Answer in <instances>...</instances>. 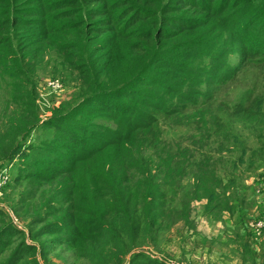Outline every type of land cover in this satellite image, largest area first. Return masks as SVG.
<instances>
[{
    "label": "trees",
    "instance_id": "obj_1",
    "mask_svg": "<svg viewBox=\"0 0 264 264\" xmlns=\"http://www.w3.org/2000/svg\"><path fill=\"white\" fill-rule=\"evenodd\" d=\"M260 21L264 0H0V165L19 159V181L53 180L29 241L22 234L9 248L3 236L18 231L12 222L0 229V254L9 248L0 264H41L59 244L87 264H159L139 248L153 245L164 222L192 225L196 202L203 217L219 216L214 223L233 215L246 186L218 165L221 151L239 150L236 171L245 146L202 108L218 86L259 61L264 50L249 42L264 45V31L253 33ZM48 74L71 83V104L41 123L54 139L35 143L28 137L40 120L37 84ZM189 106L199 110L189 115ZM221 110L264 126L262 97ZM192 117L198 130L187 143L163 137L162 122ZM220 135L209 147L221 150H209ZM34 154H46L42 166L22 170ZM0 216L8 214L0 208Z\"/></svg>",
    "mask_w": 264,
    "mask_h": 264
},
{
    "label": "rangeland",
    "instance_id": "obj_2",
    "mask_svg": "<svg viewBox=\"0 0 264 264\" xmlns=\"http://www.w3.org/2000/svg\"><path fill=\"white\" fill-rule=\"evenodd\" d=\"M264 22L260 21L254 25L253 33L260 35L264 31ZM262 42V41H261ZM250 45L253 48L264 50V45H261L258 40H250ZM259 61H249L248 65L239 72L235 78L226 82L223 85L217 87L214 93V102L211 105L204 106L203 112L210 116V113L215 114L219 117L220 121L225 124H229L238 139L242 142L241 147L245 146V153L242 155L244 162L238 164L235 171V167L232 168L231 162L237 160L240 151H221L223 155V163L219 164L218 172L222 174L223 170L226 173L235 172L238 174L236 181L240 186H246L244 188L242 196L244 200L239 199L237 203L238 207L234 210L233 215H229L228 212L223 213V223H228V231H236L238 227V218H241L239 213L240 207L249 209H256V212L250 213V216H258L264 208V194L256 195L259 202L257 206H254V201L251 198V189L254 186L256 189L259 188V179L264 175V126L248 125L237 122L231 117L226 116L224 110L225 106L231 105L232 103L241 101L243 104H247L254 97H262V105L264 106V53H262ZM236 58L230 56V61H234ZM207 62V60H200L198 64L201 65ZM47 82V83H46ZM50 83H53L52 85ZM38 96L36 98V104L39 111V123L35 130L32 132L30 137L31 141L35 143L49 142L55 137V130L53 128L43 129L42 122L51 117L54 111H67L70 103H65L69 100V95L72 90L71 83H66L59 76L54 74L44 75L43 78L38 81ZM204 88L203 85L199 86V89ZM202 97V96H199ZM76 102H72L75 104ZM61 106V108H60ZM57 108V109H56ZM199 109L192 108L189 106L187 114L193 115ZM184 117V115H183ZM103 123L109 124L108 120H99ZM162 135L169 141H182L187 143L189 140L190 132L195 136L196 120L194 117L188 122H162ZM187 125V126H186ZM210 139L207 145L217 142L218 144L223 141L222 135L218 138ZM216 144H214L215 146ZM239 144H237L238 146ZM207 147V148H208ZM239 147V146H238ZM221 150V147H209V150ZM29 151V150H28ZM27 151V152H28ZM46 154H34L30 157L29 161L23 162L24 169H38L42 166L41 161ZM22 165L19 159L14 160L12 163L4 162L0 165V208L3 209L9 217L0 216V229L6 224L11 223L18 231L17 233L10 234L8 231L3 236V240H9V248L14 247L18 244L24 234L25 239L28 240L27 234L29 228L37 229L40 224L33 222L34 216H43L47 207L45 201L51 196V189H53V180H48L47 177L41 180H20L16 176L17 167ZM258 192L259 189L257 190ZM239 197V194H237ZM229 197H233V204L235 201V195L229 194ZM231 201V203H232ZM44 203V204H43ZM200 203H195V210L193 211L192 220L193 224L186 226L182 221H175L173 224L168 225L166 222L163 223L158 232L155 233V241L151 246H143L139 248L141 251L147 253L150 256L157 258L159 264H218L216 262L217 249L209 250V246H205L203 239L215 243L219 240L221 226L220 223L215 222L219 218L209 219L203 217L200 209ZM262 214V213H261ZM194 217V219H193ZM48 218L47 221H50ZM51 235L41 236L40 239L51 238ZM29 241V240H28ZM215 245V244H214ZM216 246V245H215ZM9 248H5L0 254V259L7 258L9 254ZM1 250V248H0ZM47 261L40 259L41 264H87L84 260L77 257L72 251L70 246L67 245H54L53 250L49 251Z\"/></svg>",
    "mask_w": 264,
    "mask_h": 264
},
{
    "label": "crops",
    "instance_id": "obj_3",
    "mask_svg": "<svg viewBox=\"0 0 264 264\" xmlns=\"http://www.w3.org/2000/svg\"><path fill=\"white\" fill-rule=\"evenodd\" d=\"M253 189L254 197L252 198L251 196V198L252 202L254 201V206H257L260 202L256 198V195H261V192H258L254 186ZM252 210L250 208L245 209V219L242 223L244 226H241L242 224L239 226L237 231L238 235H235V231L227 230L228 223L217 221L220 223L219 228L221 226L222 230L220 231L219 240L214 243L216 246L210 241L203 239L205 241L204 245L209 246L210 251L214 250V248L217 249L216 262L218 264H264V230L259 232L252 230V221L257 217H255V213L254 216H250ZM253 212H256L255 207ZM236 238L238 241H236ZM241 245H247L249 250H251L253 260L242 256L243 251Z\"/></svg>",
    "mask_w": 264,
    "mask_h": 264
},
{
    "label": "built area",
    "instance_id": "obj_4",
    "mask_svg": "<svg viewBox=\"0 0 264 264\" xmlns=\"http://www.w3.org/2000/svg\"><path fill=\"white\" fill-rule=\"evenodd\" d=\"M50 84L52 85L53 83H50ZM259 184L260 186L259 188H257V190L259 189V191L264 194V175L259 179ZM251 228L254 232H259V231L264 230V208L262 210V214L257 216L252 221Z\"/></svg>",
    "mask_w": 264,
    "mask_h": 264
}]
</instances>
